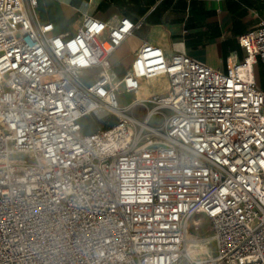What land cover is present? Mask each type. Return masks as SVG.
Wrapping results in <instances>:
<instances>
[{
	"label": "built area",
	"instance_id": "1",
	"mask_svg": "<svg viewBox=\"0 0 264 264\" xmlns=\"http://www.w3.org/2000/svg\"><path fill=\"white\" fill-rule=\"evenodd\" d=\"M36 6L0 0V264H264V21L226 70L143 43L119 77L109 58L141 23L86 13L48 35ZM99 109L117 122L85 133Z\"/></svg>",
	"mask_w": 264,
	"mask_h": 264
},
{
	"label": "crops",
	"instance_id": "2",
	"mask_svg": "<svg viewBox=\"0 0 264 264\" xmlns=\"http://www.w3.org/2000/svg\"><path fill=\"white\" fill-rule=\"evenodd\" d=\"M86 13L105 21L127 17L141 23L109 58L119 77L130 68L143 43L156 45L167 55L181 48L201 63L226 70L246 56L239 37L264 21V0H37L35 17L52 35L73 33ZM255 71L264 89V65L259 63ZM152 79L143 81L139 97L168 91L167 85L152 89L149 84L157 83L149 82Z\"/></svg>",
	"mask_w": 264,
	"mask_h": 264
},
{
	"label": "rangeland",
	"instance_id": "3",
	"mask_svg": "<svg viewBox=\"0 0 264 264\" xmlns=\"http://www.w3.org/2000/svg\"><path fill=\"white\" fill-rule=\"evenodd\" d=\"M47 33L49 34V32L47 31ZM149 82H157V83H150L149 85L151 86L152 89H156V88H160L162 87V85H168L167 83V79L164 78H153L151 81ZM145 87H147L145 85ZM143 87V88H145ZM135 97V94L133 92H129V91H125V90H121L118 94V100L120 105H127L129 104ZM136 112L143 117L144 116V111L140 108L136 109ZM116 116H114V114H111L109 112H107L104 109H99L97 110L95 113H93L90 116L85 117L82 122L84 124V131L88 132V133H92L98 129H105L108 128L110 126H112L115 122ZM12 157H18V158H22V159H27L28 160V156L27 155H12ZM194 220H198L199 222V228L196 229L195 225H194ZM189 231L192 234H198L199 237H205L210 235L211 232V226H210V220L204 216L203 214H197L189 223ZM208 251L209 253H214L215 252V243H211L210 245H208ZM201 257H204V255H202Z\"/></svg>",
	"mask_w": 264,
	"mask_h": 264
},
{
	"label": "bare ground",
	"instance_id": "4",
	"mask_svg": "<svg viewBox=\"0 0 264 264\" xmlns=\"http://www.w3.org/2000/svg\"><path fill=\"white\" fill-rule=\"evenodd\" d=\"M143 87H145V85ZM143 93H148V92L145 91ZM187 244H188L187 246H188L189 251L195 257H201L202 255H204V256H207V255L210 256L211 255V253H209L208 248H207L208 245L204 242V240H197V239L196 240H193V239L190 240L189 239L187 241Z\"/></svg>",
	"mask_w": 264,
	"mask_h": 264
},
{
	"label": "trees",
	"instance_id": "5",
	"mask_svg": "<svg viewBox=\"0 0 264 264\" xmlns=\"http://www.w3.org/2000/svg\"><path fill=\"white\" fill-rule=\"evenodd\" d=\"M262 77H263V82H264V74L262 75ZM115 119H116V122H117V118L115 117ZM115 122V123H116ZM82 125H83V131H84V129H85V127H84V124H83V122H82ZM85 132V131H84ZM85 133H88V132H85Z\"/></svg>",
	"mask_w": 264,
	"mask_h": 264
}]
</instances>
